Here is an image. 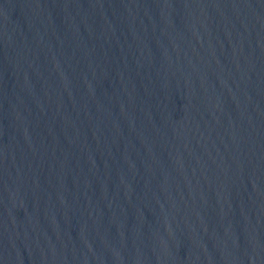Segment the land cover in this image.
Masks as SVG:
<instances>
[{
	"label": "water",
	"instance_id": "95a60500",
	"mask_svg": "<svg viewBox=\"0 0 264 264\" xmlns=\"http://www.w3.org/2000/svg\"><path fill=\"white\" fill-rule=\"evenodd\" d=\"M0 264H264V0H0Z\"/></svg>",
	"mask_w": 264,
	"mask_h": 264
}]
</instances>
